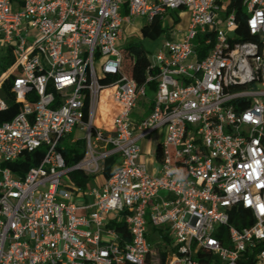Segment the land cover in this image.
<instances>
[{
    "label": "built area",
    "instance_id": "2783aa9c",
    "mask_svg": "<svg viewBox=\"0 0 264 264\" xmlns=\"http://www.w3.org/2000/svg\"><path fill=\"white\" fill-rule=\"evenodd\" d=\"M233 1L0 0V113L7 81L20 104L0 120V264H264V0H243L258 42L235 40ZM183 8L188 28L148 54L145 82L123 73V24ZM106 89L119 105L110 125L97 123ZM75 128L86 155L68 166ZM158 129L154 174L140 142ZM38 149L37 165L13 169ZM113 153L117 168L79 206L70 173H101Z\"/></svg>",
    "mask_w": 264,
    "mask_h": 264
},
{
    "label": "trees",
    "instance_id": "16d2710c",
    "mask_svg": "<svg viewBox=\"0 0 264 264\" xmlns=\"http://www.w3.org/2000/svg\"><path fill=\"white\" fill-rule=\"evenodd\" d=\"M232 8L235 10V15L237 18V27H236V39L239 41H259L258 37L252 35L247 27L246 15L247 12L243 6V0H234L232 3ZM165 32V28L162 22L159 19H155L153 22L146 24L142 28V34L145 38L157 39ZM199 40V38H198ZM210 49V46H200L199 47V56L203 58L207 51ZM123 61H122V71L130 78L135 79L139 84L145 82L147 77V70L150 65V60L148 57V51L140 45L130 43L127 47L122 50ZM6 66H3L5 68ZM152 88L154 84L151 85ZM11 81H7L1 94L9 102V109L5 112L0 113V120H11L20 110V104L16 103L14 100V95L11 90ZM112 95L111 89H106L102 92V98L105 101L110 100ZM114 115L109 117V120L106 123L110 125L112 123ZM78 143V142H76ZM64 155L68 166H73L79 163L86 155V143H81L80 146H65ZM44 155L43 149L34 150L32 152H26L23 159H20L19 162L12 165L13 169L18 173H24L30 167L37 165ZM157 158H160V150L158 149ZM116 163V156L111 155L105 159L104 165L102 168V173L108 179L113 173V166ZM73 183L82 188H86L88 183L94 178L95 174L87 173L82 169L74 170L70 173ZM116 227L117 230H126V226H121L119 224H111ZM169 239V238H167ZM164 257V254H163Z\"/></svg>",
    "mask_w": 264,
    "mask_h": 264
},
{
    "label": "rangeland",
    "instance_id": "374dc122",
    "mask_svg": "<svg viewBox=\"0 0 264 264\" xmlns=\"http://www.w3.org/2000/svg\"><path fill=\"white\" fill-rule=\"evenodd\" d=\"M191 19V11L188 8H183L180 10H172L168 13L165 21L162 23L165 32L157 39H149L145 38L142 34V28L148 24V20L146 17H134L132 18L131 23L125 22L123 24L124 38L118 41V47L123 50L130 43L143 46L147 51L151 58L157 53L162 43L167 39H174L172 36V32L182 33L184 32L190 23ZM35 39V36L32 37V40ZM3 56V55H1ZM156 95V90L151 86H148L147 89V97L140 100L139 106L135 109V117H137V113L143 109H146L149 105V101L154 99ZM101 120L98 119L97 123H102V121L106 120L105 113L102 115ZM102 125V124H101ZM166 132H163L162 129H158L154 131L151 136L141 141V145L146 151V158L148 160L147 166L150 172L157 173L158 167L155 162V150L157 147V141L161 138H165ZM73 141H77L73 142ZM81 143H86L87 148V134L85 131L80 128H75L71 134L66 135L63 138L62 144L64 146H80ZM93 178L92 180H94ZM90 181L88 183L87 189H92L95 186L94 181ZM165 191H161V194H165ZM77 199H81V197H77ZM159 237L154 236V232H151V241L155 246L159 242Z\"/></svg>",
    "mask_w": 264,
    "mask_h": 264
},
{
    "label": "crops",
    "instance_id": "0c3cea01",
    "mask_svg": "<svg viewBox=\"0 0 264 264\" xmlns=\"http://www.w3.org/2000/svg\"><path fill=\"white\" fill-rule=\"evenodd\" d=\"M128 23V22H127ZM186 31V30H185ZM184 31V32H185ZM184 32H182V33H176L175 32V35L173 34V32H172V36L174 37V40H180V39H182V37H183V35H184ZM104 108H105V110H107V111H110L112 108H115V109H119V106H114V105H112V99H111V97H110V100H108V101H105L104 102ZM149 110H150V103H149V105H148V107L146 108V109H143V110H141V111H139L138 113H137V117L138 118H140L143 114H147L148 112H149ZM113 114H109L108 112H106L105 113V116H106V120L104 121V122H107L108 120H109V117H111ZM163 132H165V130H162ZM151 136V135H150ZM148 138V137H147ZM162 139L163 138H161V139H159L158 141H157V147H156V150H155V162H156V164H157V167H158V170H157V172L159 171V162H158V158H157V152H158V146H159V143H160V141H162ZM141 141H144V139L143 140H141ZM142 149H143V152H142V154H141V157H140V162L141 163H144L146 166H147V163H148V160H147V158H146V151H145V148L143 147V144H142ZM111 155H115L116 156V163L114 164V166H113V171L117 168V166H118V154L117 153H113V154H111ZM110 155V156H111ZM147 168H148V166H147ZM149 170V169H148ZM94 180H92V181H94V183H95V186H102L103 184H104V182H105V180H106V177H105V175L101 172V173H98V174H96L95 176H94ZM82 188V187H81ZM89 190L90 189H87V187L86 188H82V191H80L77 195H76V202H77V204L79 205V206H83V205H87V204H90V203H92L93 202V197L92 196H90L89 195ZM77 197H81V199H77ZM91 209H89V210H86V209H79L78 210V213L79 214H84V213H87L88 211H90Z\"/></svg>",
    "mask_w": 264,
    "mask_h": 264
},
{
    "label": "bare ground",
    "instance_id": "6f19581e",
    "mask_svg": "<svg viewBox=\"0 0 264 264\" xmlns=\"http://www.w3.org/2000/svg\"><path fill=\"white\" fill-rule=\"evenodd\" d=\"M111 99H112V97H111ZM104 102H105V99H103L102 98V104H101V112H100V116H99V119L101 120V117H103L102 115L104 114V113H106V112H108L109 114H115L118 110L117 109H115V108H112L110 111H107V110H105V108H104ZM112 105H114V106H119L117 103H115L113 100H112ZM104 121H102V123H103Z\"/></svg>",
    "mask_w": 264,
    "mask_h": 264
}]
</instances>
